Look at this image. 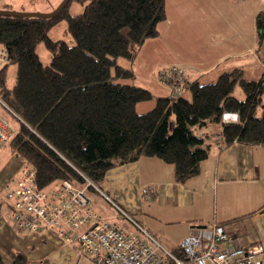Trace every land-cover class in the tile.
I'll return each mask as SVG.
<instances>
[{"label": "trees", "instance_id": "16d2710c", "mask_svg": "<svg viewBox=\"0 0 264 264\" xmlns=\"http://www.w3.org/2000/svg\"><path fill=\"white\" fill-rule=\"evenodd\" d=\"M68 4L50 18L0 15V46L7 53L0 69V105L17 123L0 151L8 145L23 159L21 173L24 165L33 168L38 188L68 180L95 192L108 169L141 157L170 164L174 180L183 183L209 155L206 137L195 132L208 122L221 125L224 147H264L261 75L247 79L242 68H234L212 82L186 79L176 95L157 97L130 82L139 49L158 35L157 25L166 18L165 0H86L77 14L67 11ZM258 18L263 37L264 20ZM61 19L71 44L48 35ZM41 42L50 53L47 64L36 50ZM11 64L15 76L9 85ZM183 88L190 98L181 94ZM151 99L150 109L136 110L138 102ZM225 113H236L238 120L225 122ZM172 251L182 256L178 246ZM0 264H5L1 255Z\"/></svg>", "mask_w": 264, "mask_h": 264}, {"label": "crops", "instance_id": "0c3cea01", "mask_svg": "<svg viewBox=\"0 0 264 264\" xmlns=\"http://www.w3.org/2000/svg\"><path fill=\"white\" fill-rule=\"evenodd\" d=\"M165 9L166 18L157 25L158 35L145 40L131 65L135 75L131 83L148 89L156 97L173 96L156 76L159 68L168 65L182 66L187 81L201 83L212 82L222 72L234 68H242L245 77L250 71L256 74L252 79L260 77L264 57L255 56V51H260L255 48L257 28L262 32L257 21L261 12L264 20V0H165ZM249 55L257 58L253 66L246 60ZM181 94L190 97L188 89L183 88ZM154 103L155 99L138 102L136 110L147 111ZM4 110L0 105V114L15 128V120L12 122ZM195 132L205 136L210 144L209 155L201 161L196 175L183 183L176 182L173 167L154 157L116 165L104 173L95 190L104 216L94 210L95 213L128 231L137 227L124 214L134 216L140 226L170 250L178 246L183 236L200 229L199 225L204 228L217 223L229 234V244L247 248L259 243L264 248V147L243 143L224 147L219 123L208 122ZM5 148L9 153L0 171L3 262L98 264L79 254L75 243L54 232H22L14 228L11 209L9 204L3 205V195L5 185L21 173L23 159L13 155L8 145L1 151ZM146 186L153 188L147 201L143 193ZM143 216L156 223L144 221ZM86 228L87 225H81L76 231ZM163 228H174L178 234L172 235ZM254 259L264 264V255Z\"/></svg>", "mask_w": 264, "mask_h": 264}, {"label": "built area", "instance_id": "2783aa9c", "mask_svg": "<svg viewBox=\"0 0 264 264\" xmlns=\"http://www.w3.org/2000/svg\"><path fill=\"white\" fill-rule=\"evenodd\" d=\"M6 60V49L0 46V64ZM157 74L159 81L170 85L175 95L186 81L183 68L177 65L161 68ZM261 77L264 81V63ZM223 120L234 122L238 115L225 113ZM14 132L12 125L0 116V148ZM86 184L92 183L87 180ZM152 190L146 186L143 193L150 197ZM5 191L17 231L54 232L75 243L79 254L98 264H262V260L254 259L256 255H264L261 244L247 248L231 245L229 234L218 223L183 236L178 242L182 253L179 257L127 213L124 216L137 227L134 231L101 218L95 213L85 187L63 180L47 189L38 188L35 170L28 165L5 185ZM81 225L87 228L77 232L76 228Z\"/></svg>", "mask_w": 264, "mask_h": 264}, {"label": "rangeland", "instance_id": "374dc122", "mask_svg": "<svg viewBox=\"0 0 264 264\" xmlns=\"http://www.w3.org/2000/svg\"><path fill=\"white\" fill-rule=\"evenodd\" d=\"M59 0H9L8 3L10 4H6L4 3L5 0H2L0 2V8H8V9H13V10H18V11H41V12H48L51 11L54 8V4H57ZM86 0H70L68 6H67V11L70 14H77L83 11L84 8V4H85ZM263 11V10H262ZM260 15H263V13L261 12ZM261 18V17H260ZM261 21L260 19H258L257 21V26L258 24H260ZM48 35L51 39H64L65 41H67L68 43H73V39L72 37L66 32V21L64 19L59 20L58 22H56L48 31ZM256 48L255 49H260V51L256 52L255 51V56H260L261 58L264 57V36L260 37L259 32H258V28H257V32H256ZM37 53L39 55L40 60L47 64L49 62V58H50V53L48 52V50L45 48L44 44L41 42L39 44H37L36 47ZM254 55H249L247 57V61L250 62V65L253 66L254 63L257 62V58ZM170 66V65H168ZM180 66V65H177ZM167 67V66H166ZM182 67V66H180ZM164 68V67H162ZM184 71V69H183ZM7 76H8V84L12 85V82L14 81V76H15V65H11L8 68V72H7ZM157 74V72H156ZM255 73L254 72H249L246 73V78L247 79H252L255 78ZM157 76V75H156ZM157 79L159 80L158 76ZM160 82V81H159ZM161 83V82H160ZM163 84V83H161ZM166 85L167 87H169L170 85L168 84H163ZM170 91L171 88L169 87ZM235 96L242 99L244 97L243 92L240 89H236L234 92ZM191 97V94H190ZM189 97V98H190ZM0 116L2 118H5L3 115L0 114ZM10 118V117H9ZM12 122H14V120L12 118H10ZM10 122V121H9ZM11 123V122H10ZM17 126V123H15ZM12 125V124H11ZM13 126V125H12ZM14 128V127H13ZM16 129V127L14 128V130ZM9 151L7 148H5L3 151L0 152V171L5 163L4 158L6 157V155H8ZM91 197L94 198V203L93 204V208L95 211H97L101 216L103 215V211L104 209L101 208V199L99 198V196L97 195V193L95 194V192L93 193L92 191L88 192ZM9 197L6 194V191L3 195V205H5L6 207H8V202H9ZM92 199V198H91ZM150 200L149 197H147L146 201ZM7 213L10 215V211ZM133 217L135 220L139 221L138 219H136L134 216ZM144 217V221L147 222H154L156 223L154 220H152L151 218L147 217V216H143ZM127 223V225L131 228V224L128 221H125ZM169 226V225H166ZM166 232L169 231L172 235H177L178 232H176V230L174 228H163Z\"/></svg>", "mask_w": 264, "mask_h": 264}, {"label": "water", "instance_id": "95a60500", "mask_svg": "<svg viewBox=\"0 0 264 264\" xmlns=\"http://www.w3.org/2000/svg\"><path fill=\"white\" fill-rule=\"evenodd\" d=\"M70 0H60L59 3L48 12L41 11H18L13 9L0 8V15H11V16H21V17H40V18H50L55 16L61 9H63ZM201 228V226H198Z\"/></svg>", "mask_w": 264, "mask_h": 264}]
</instances>
